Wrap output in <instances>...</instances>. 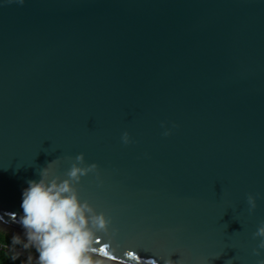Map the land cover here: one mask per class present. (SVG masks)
I'll return each mask as SVG.
<instances>
[{"label": "water", "instance_id": "water-1", "mask_svg": "<svg viewBox=\"0 0 264 264\" xmlns=\"http://www.w3.org/2000/svg\"><path fill=\"white\" fill-rule=\"evenodd\" d=\"M80 152L98 164L80 196L112 217L107 264H256L264 0H0L8 231L23 232L28 179L50 162L65 175Z\"/></svg>", "mask_w": 264, "mask_h": 264}, {"label": "clouds", "instance_id": "clouds-1", "mask_svg": "<svg viewBox=\"0 0 264 264\" xmlns=\"http://www.w3.org/2000/svg\"><path fill=\"white\" fill-rule=\"evenodd\" d=\"M18 2L23 4L25 0ZM161 123L164 135L170 134L172 128L166 126V121ZM121 139L124 143L131 142L128 130L123 131ZM48 165L39 170L38 178L28 179L22 191L23 211L18 216L13 213L23 232L13 233L5 245L11 258L19 259L20 264H107L109 253L96 242L101 233L111 231L112 217L97 210L89 199L81 198L78 188L83 176L98 169L97 162L86 163L85 154L80 152L63 176L52 174ZM247 201L250 210L255 209L256 195L249 193ZM6 223L0 216V232L8 231ZM254 235L260 237L255 249L259 253L264 249V222ZM161 259L163 264H185L184 260H173L171 256ZM233 259L226 264H233ZM256 264H264V256Z\"/></svg>", "mask_w": 264, "mask_h": 264}, {"label": "trees", "instance_id": "trees-1", "mask_svg": "<svg viewBox=\"0 0 264 264\" xmlns=\"http://www.w3.org/2000/svg\"><path fill=\"white\" fill-rule=\"evenodd\" d=\"M10 237L11 235L8 232H0V242L8 244ZM20 259H23V257ZM0 264H20V260L11 258V252L9 248L6 249L0 247Z\"/></svg>", "mask_w": 264, "mask_h": 264}, {"label": "snow or ice", "instance_id": "snow-or-ice-1", "mask_svg": "<svg viewBox=\"0 0 264 264\" xmlns=\"http://www.w3.org/2000/svg\"><path fill=\"white\" fill-rule=\"evenodd\" d=\"M102 250H105V249H102ZM129 255L136 256L137 259H140V256L137 255V253H135V252L129 253Z\"/></svg>", "mask_w": 264, "mask_h": 264}, {"label": "built area", "instance_id": "built-area-1", "mask_svg": "<svg viewBox=\"0 0 264 264\" xmlns=\"http://www.w3.org/2000/svg\"><path fill=\"white\" fill-rule=\"evenodd\" d=\"M5 245H7V244H4V243L0 242V247L7 249L8 247H5Z\"/></svg>", "mask_w": 264, "mask_h": 264}, {"label": "rangeland", "instance_id": "rangeland-1", "mask_svg": "<svg viewBox=\"0 0 264 264\" xmlns=\"http://www.w3.org/2000/svg\"><path fill=\"white\" fill-rule=\"evenodd\" d=\"M10 235H12L13 233L12 232H10V231H7Z\"/></svg>", "mask_w": 264, "mask_h": 264}]
</instances>
